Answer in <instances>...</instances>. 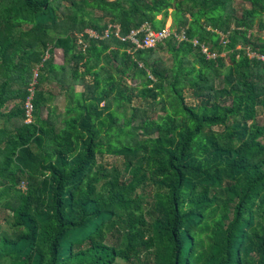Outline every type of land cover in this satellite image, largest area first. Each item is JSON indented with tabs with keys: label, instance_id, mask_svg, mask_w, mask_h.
<instances>
[{
	"label": "trees",
	"instance_id": "1",
	"mask_svg": "<svg viewBox=\"0 0 264 264\" xmlns=\"http://www.w3.org/2000/svg\"><path fill=\"white\" fill-rule=\"evenodd\" d=\"M244 1L0 0V264H264V0ZM170 17L188 41L86 33Z\"/></svg>",
	"mask_w": 264,
	"mask_h": 264
},
{
	"label": "built area",
	"instance_id": "2",
	"mask_svg": "<svg viewBox=\"0 0 264 264\" xmlns=\"http://www.w3.org/2000/svg\"><path fill=\"white\" fill-rule=\"evenodd\" d=\"M86 33L91 39L98 40L110 39L113 35H115L123 42L130 43L136 51L154 49L171 36H174L175 39L179 42L188 41L185 31L177 33L175 31H172L171 28H165L163 30L156 31L152 28L151 24L149 23H145L138 29L132 30L126 36L122 35L121 28L117 25L110 26V29H108L103 35H100L93 30H87ZM192 43L195 47H200L202 53L205 54L208 59H213V57H215L216 54L211 53V51H209V48L206 47L204 44H201L197 39L193 40ZM248 54L250 57L256 56V54L253 52H249ZM259 58L264 60V56H259ZM38 76V70H36L33 75V82L31 84V88L29 89L30 96L25 104L27 123H31L32 121V113L34 111L32 99L34 97L35 84L37 83ZM22 187L25 188V185H23Z\"/></svg>",
	"mask_w": 264,
	"mask_h": 264
},
{
	"label": "rangeland",
	"instance_id": "3",
	"mask_svg": "<svg viewBox=\"0 0 264 264\" xmlns=\"http://www.w3.org/2000/svg\"><path fill=\"white\" fill-rule=\"evenodd\" d=\"M234 5L235 7L237 8H245V7H249V5L244 1V0H234ZM171 12V11H170ZM173 25V20L172 18H168L167 22H166V26L165 28L169 29L171 28ZM226 54H222V56H225ZM216 58V55L215 57H213V59ZM63 60V54L61 51H56L55 52V61L56 62H62ZM129 83L132 85V86H137L138 85V82L134 81V80H129ZM76 90L78 93H81L83 92V88L80 87V86H77L76 87ZM187 102H192V99L190 98L189 95H187ZM54 105L58 106L59 107V111H63V106H64V98L63 97H58L57 100L54 102ZM134 105H140L139 103V100L138 101H135L134 102ZM10 107H12V105H10ZM157 108V107H156ZM159 108V107H158ZM47 115V112H45V117ZM258 122L259 124H262L264 125V113H261L259 115V118H258ZM263 142H264V139H263ZM99 161L101 163H103L105 166L107 167H111V166H119L120 168H122V165H121V160L120 158L118 157H114V156H104V157H99Z\"/></svg>",
	"mask_w": 264,
	"mask_h": 264
},
{
	"label": "crops",
	"instance_id": "4",
	"mask_svg": "<svg viewBox=\"0 0 264 264\" xmlns=\"http://www.w3.org/2000/svg\"><path fill=\"white\" fill-rule=\"evenodd\" d=\"M56 51H61V50H56ZM55 51V52H56ZM62 52V51H61ZM62 54H63V52H62ZM56 62V61H55ZM57 64H59V65H61L62 63H63V60H62V62H56ZM80 87H82V86H80ZM83 88V87H82ZM77 91V90H76ZM60 97V96H59Z\"/></svg>",
	"mask_w": 264,
	"mask_h": 264
}]
</instances>
